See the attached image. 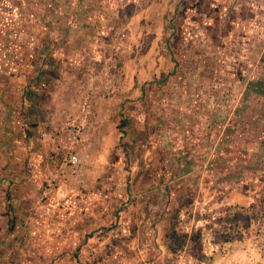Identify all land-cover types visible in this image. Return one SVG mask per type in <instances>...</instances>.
Masks as SVG:
<instances>
[{"label": "rangeland", "instance_id": "1", "mask_svg": "<svg viewBox=\"0 0 264 264\" xmlns=\"http://www.w3.org/2000/svg\"><path fill=\"white\" fill-rule=\"evenodd\" d=\"M146 1L0 0V70L17 57L31 62L33 54L41 76L30 86L36 98H46L58 86L59 63L42 70L63 45L62 34L76 41L75 25L101 16L109 28L102 38L104 56L112 57L107 69L95 70V90L103 99L122 88L128 42L141 41L127 21ZM247 2L257 9L244 2L223 19L206 2V14L221 19L205 32L208 47L186 25L176 33L172 74L161 83H144L149 94L131 102L113 99L114 112L99 103L96 116L104 119L94 124L76 171L64 166L58 150L51 153L49 170L30 200L18 211L0 210V264L206 263L196 232L191 256L180 252L204 204L205 217H217L209 232L225 223L229 234L216 235L213 243L236 238L251 264H264V0ZM183 12L181 7L174 17L180 29ZM251 25L255 30L248 32ZM122 29L127 38L115 54L113 39ZM130 52L135 55L134 48ZM210 57L213 79L206 77ZM172 235L180 240L173 242Z\"/></svg>", "mask_w": 264, "mask_h": 264}, {"label": "crops", "instance_id": "2", "mask_svg": "<svg viewBox=\"0 0 264 264\" xmlns=\"http://www.w3.org/2000/svg\"><path fill=\"white\" fill-rule=\"evenodd\" d=\"M143 1L145 0H141V3ZM228 1L232 5L228 4ZM241 1L147 0L144 6L141 7H139L141 3L138 6L136 4L138 2H135L134 7L138 6L135 9L137 14L134 15L136 12H133V17H130L127 22L130 28L135 26L134 30L137 34L140 33L139 38H141V41L136 46L130 43L131 41L128 42L127 50L129 51H127V56L129 57H126L122 88L106 92L107 95L103 93L105 95L103 99H99L98 96L95 99L94 124L104 119V117L96 116L99 103L104 102L109 112H114L117 105L110 103L113 99L116 102L118 97L129 100L140 98L145 93L149 94V91L143 87L144 83L147 81H155L156 84L161 83L162 80L173 73L176 66L173 55L177 49V54L179 53L178 44L180 40L176 33L184 31L186 25L192 31L193 39L195 33H197V38L201 39V44L206 43V47H208L207 42L209 39L208 34L205 35V32L207 33L210 30L215 21L220 23L221 19L227 18L229 10L236 11L239 6L244 5V2L251 9H257L254 7L253 2ZM184 2L188 3L185 5ZM206 2L208 8L216 12L218 19L221 18L220 20L217 21L210 14H206ZM181 7H183L185 18L180 29L174 17H178ZM164 17H167V19H164ZM71 23L68 21L67 28H70ZM107 24L101 16L97 19L91 16L75 25L79 26L78 31L75 33L76 41H72V35H68L67 32H65L66 35L62 34V37L65 38L63 45L60 44V46L54 48V52L49 55V58L47 56L48 60L43 66V72L50 71L51 64H55V62L59 63L60 67L56 81L58 86L48 91L46 98H36L37 95L30 86L31 83L37 82L36 77L38 74L41 76L40 70L35 68L33 54H30L29 57V60L32 59L31 62L26 60L23 61V64L20 62L22 59L17 57L16 62L12 61L14 64L9 65L10 68H1L0 210L5 207L18 211L21 203L30 200L32 192L38 189L47 174L46 170H49L50 164L48 161H50L51 153L57 150L54 134L55 126L64 122L66 117L78 110L82 98L87 92L94 91L98 93L96 90L99 87L94 86L97 85L96 79L98 78L95 70L101 65L107 69L109 62L112 60V57L104 56L105 45L102 38L105 31L109 29ZM250 27L247 30L248 32L255 30L253 25ZM150 32L153 34H149ZM182 34L181 36H183ZM133 37L135 38V34ZM131 48H134L135 55L130 52ZM137 48L139 50L135 52ZM143 48H145V52H143ZM2 55L0 53V58ZM208 62L206 77L213 79L212 77L216 73L210 69V66L214 63L212 57ZM33 78H36V80L32 81ZM99 78L101 79V77ZM105 80L107 81V79ZM82 82L87 83L88 87L81 86ZM256 84L253 86L255 90H258L259 84ZM108 94L109 97H107ZM49 114L51 117H49ZM210 117L212 118V115ZM1 216L0 214V221H2ZM9 216L11 218L9 222L14 223V220H16L14 216L11 213ZM224 224L213 225V230L219 226L222 229L217 235H229L224 234L227 233V229L224 230L227 228ZM221 225H224V227ZM237 240L233 238L231 241V238L226 237L225 240L218 241L215 244L218 247H214L210 257V264H251L249 259L245 258V256H248V251L239 247ZM190 259L187 264H206L205 262H192Z\"/></svg>", "mask_w": 264, "mask_h": 264}, {"label": "built area", "instance_id": "3", "mask_svg": "<svg viewBox=\"0 0 264 264\" xmlns=\"http://www.w3.org/2000/svg\"><path fill=\"white\" fill-rule=\"evenodd\" d=\"M125 30L117 31L115 38L113 39L112 49L115 54L123 51V47L127 38ZM41 86L47 87L45 83ZM98 93L89 91L82 98L78 110L66 117L65 121L55 126L54 134L56 139V148L60 152L64 166L71 168L72 170L78 169L82 166L81 153L84 145L90 139L92 135V128L94 127V101L97 98ZM198 214L201 216L197 222L186 231V243L183 247V251H180L183 255H190L193 252L192 235L194 232L202 233L201 245L202 253L206 257L207 262L211 261L212 252L214 251L215 244L213 243L212 233L209 232V225L211 221L216 220V213L211 218L205 217L207 215L206 204L200 207ZM206 226V229H204ZM213 230H211L212 232ZM180 254V255H182Z\"/></svg>", "mask_w": 264, "mask_h": 264}, {"label": "trees", "instance_id": "4", "mask_svg": "<svg viewBox=\"0 0 264 264\" xmlns=\"http://www.w3.org/2000/svg\"><path fill=\"white\" fill-rule=\"evenodd\" d=\"M222 227H224V225H221ZM211 230H213V228L211 229ZM215 230V231H214ZM214 230L211 232L212 233V237H216V235H217V233H219V231H220V227H216V228H214ZM172 241L174 242V241H176V240H180V237H178V236H176V235H172ZM193 239H194V242L195 243H198L199 244V246L201 247V249H202V245H201V239H202V233H197V234H195L194 236H193ZM197 245V244H196ZM182 248V247H181ZM171 249H172V251H175L176 250V248L175 247H173V245H172V247H171Z\"/></svg>", "mask_w": 264, "mask_h": 264}]
</instances>
